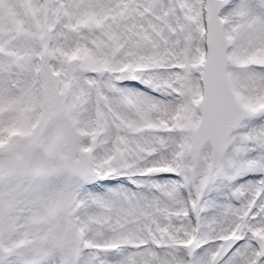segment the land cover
Wrapping results in <instances>:
<instances>
[{"label": "snow or ice", "instance_id": "6c2138e0", "mask_svg": "<svg viewBox=\"0 0 264 264\" xmlns=\"http://www.w3.org/2000/svg\"><path fill=\"white\" fill-rule=\"evenodd\" d=\"M0 264H264V0H0Z\"/></svg>", "mask_w": 264, "mask_h": 264}]
</instances>
